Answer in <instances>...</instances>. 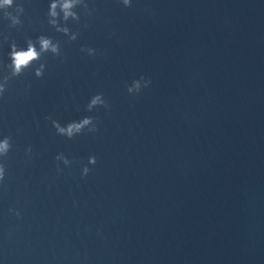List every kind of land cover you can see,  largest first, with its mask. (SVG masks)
<instances>
[{"label":"water","instance_id":"95a60500","mask_svg":"<svg viewBox=\"0 0 264 264\" xmlns=\"http://www.w3.org/2000/svg\"><path fill=\"white\" fill-rule=\"evenodd\" d=\"M16 3L0 76L13 41L44 34L62 55L0 98V264H264V0H88L76 40L48 23L49 0ZM141 75L151 85L129 94ZM96 93L110 109L86 110ZM84 116L98 131L73 139L46 119Z\"/></svg>","mask_w":264,"mask_h":264},{"label":"clouds","instance_id":"9594fccd","mask_svg":"<svg viewBox=\"0 0 264 264\" xmlns=\"http://www.w3.org/2000/svg\"><path fill=\"white\" fill-rule=\"evenodd\" d=\"M120 3L125 7H131L132 0H120ZM10 8L13 10L9 11ZM77 9H82L88 16H91L96 11L94 7L89 6L88 0H49L48 23L57 32L68 36L69 40H76L79 33L72 32L68 27V22L70 20L73 22L80 21L81 16ZM24 12L23 4L16 3V0H0V13H2L4 19L10 21V27L22 25L21 16ZM4 39L7 40L8 37L5 36ZM25 43L26 47L18 45L15 41L10 44V51L8 53L10 62L5 66L7 73L0 76V98L4 97L9 81L21 76L25 69L32 67L36 62H39V66L34 68V75L38 78L42 77L46 68V64L42 58L46 54H51L54 57L62 55L60 42L44 34L37 36L35 39L28 38ZM81 51L93 57L97 54V50L93 47H82ZM151 83V78L141 75L138 79L132 80L127 85V92L129 94H139L144 88L149 87ZM100 107L110 109L111 106L103 93H96L87 103L86 110L92 112ZM46 119L51 120L52 127L55 129L57 135L68 139H73L75 136L85 132L94 134L98 131L96 118L92 116H84L79 120H72L66 124H61L59 120L52 119L51 117H46ZM11 149L12 138L10 136L0 138V184H3L6 179V164L4 161ZM25 151L30 156L32 146L29 145ZM55 160L62 162L64 166H70L72 163L69 157L63 153H58ZM95 164V155H90L88 157V165ZM88 165L83 166L81 171L82 176H87L90 172L91 169ZM56 168L58 173L63 171L60 163H57ZM9 212L17 217L21 215L19 209L10 208Z\"/></svg>","mask_w":264,"mask_h":264}]
</instances>
